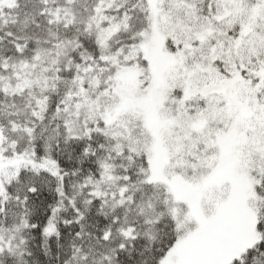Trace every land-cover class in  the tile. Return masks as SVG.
<instances>
[{
  "label": "snow or ice",
  "instance_id": "obj_1",
  "mask_svg": "<svg viewBox=\"0 0 264 264\" xmlns=\"http://www.w3.org/2000/svg\"><path fill=\"white\" fill-rule=\"evenodd\" d=\"M0 264H264V0H0Z\"/></svg>",
  "mask_w": 264,
  "mask_h": 264
}]
</instances>
